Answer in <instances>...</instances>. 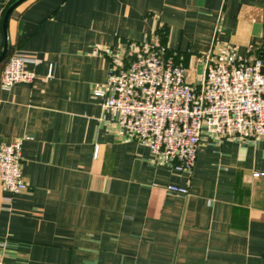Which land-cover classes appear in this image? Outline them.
Returning a JSON list of instances; mask_svg holds the SVG:
<instances>
[{"label": "crops", "instance_id": "0c3cea01", "mask_svg": "<svg viewBox=\"0 0 264 264\" xmlns=\"http://www.w3.org/2000/svg\"><path fill=\"white\" fill-rule=\"evenodd\" d=\"M160 49L196 87L230 53L264 67V0H0V75L18 53L36 75L0 88V144L23 139L27 186L0 190L4 264H264V137L204 130L178 172L92 96Z\"/></svg>", "mask_w": 264, "mask_h": 264}, {"label": "built area", "instance_id": "2783aa9c", "mask_svg": "<svg viewBox=\"0 0 264 264\" xmlns=\"http://www.w3.org/2000/svg\"><path fill=\"white\" fill-rule=\"evenodd\" d=\"M152 50L127 66H113L104 84L92 89L104 110L117 119L131 139L145 144L157 162L178 172H191L202 132L220 139L264 137V67L230 53L208 64L199 87L187 82L185 68ZM26 56L12 55L0 75V88L32 85L35 73L25 69ZM51 76V67L47 77ZM23 139L0 144V190H27L21 173ZM258 176V174H255ZM172 193L187 189L168 186ZM0 264H4L0 258Z\"/></svg>", "mask_w": 264, "mask_h": 264}]
</instances>
